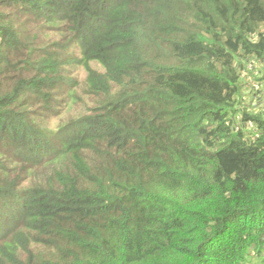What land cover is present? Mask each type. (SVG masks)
<instances>
[{"label":"trees","instance_id":"trees-1","mask_svg":"<svg viewBox=\"0 0 264 264\" xmlns=\"http://www.w3.org/2000/svg\"><path fill=\"white\" fill-rule=\"evenodd\" d=\"M257 61L264 0H0V264H264Z\"/></svg>","mask_w":264,"mask_h":264},{"label":"rangeland","instance_id":"rangeland-1","mask_svg":"<svg viewBox=\"0 0 264 264\" xmlns=\"http://www.w3.org/2000/svg\"><path fill=\"white\" fill-rule=\"evenodd\" d=\"M75 49L77 48H70L69 51L73 53ZM96 66V63H92V67ZM247 68L249 69L242 73V91L236 105L238 112H236L235 124L237 127H240L241 113L243 110H247V106H254L256 111L253 109V112L260 113L264 117V63L253 62L252 67L249 65ZM63 75L66 78H74L76 80L75 87L81 95L77 102V108L80 113H84L87 110L86 106H92L98 99L93 97L86 98L82 92L83 88H85L86 77L83 68L80 66L65 67ZM259 82L260 86L258 85ZM244 127L245 136L249 139H254L258 133L257 124L248 122Z\"/></svg>","mask_w":264,"mask_h":264}]
</instances>
